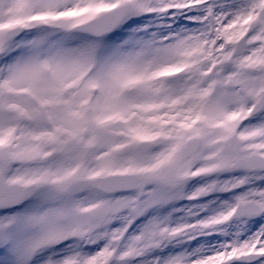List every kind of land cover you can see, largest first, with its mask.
Segmentation results:
<instances>
[{
  "label": "snow or ice",
  "instance_id": "snow-or-ice-1",
  "mask_svg": "<svg viewBox=\"0 0 264 264\" xmlns=\"http://www.w3.org/2000/svg\"><path fill=\"white\" fill-rule=\"evenodd\" d=\"M0 264H264V0H0Z\"/></svg>",
  "mask_w": 264,
  "mask_h": 264
}]
</instances>
